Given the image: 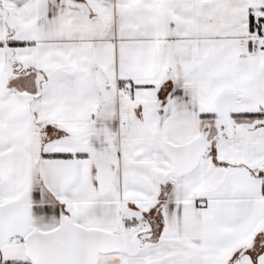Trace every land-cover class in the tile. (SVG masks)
Wrapping results in <instances>:
<instances>
[{
    "label": "snow or ice",
    "instance_id": "1",
    "mask_svg": "<svg viewBox=\"0 0 264 264\" xmlns=\"http://www.w3.org/2000/svg\"><path fill=\"white\" fill-rule=\"evenodd\" d=\"M0 264H264V0H0Z\"/></svg>",
    "mask_w": 264,
    "mask_h": 264
}]
</instances>
